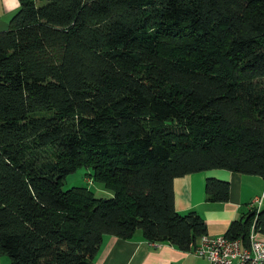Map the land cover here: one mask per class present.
Here are the masks:
<instances>
[{"label": "trees", "instance_id": "obj_1", "mask_svg": "<svg viewBox=\"0 0 264 264\" xmlns=\"http://www.w3.org/2000/svg\"><path fill=\"white\" fill-rule=\"evenodd\" d=\"M0 32V253L96 264L104 235L193 251L207 232L173 180L264 179V0H18ZM92 168L109 197L64 190ZM224 202L229 183L205 182ZM264 206L231 221L246 246ZM175 264V263H173Z\"/></svg>", "mask_w": 264, "mask_h": 264}, {"label": "crops", "instance_id": "obj_2", "mask_svg": "<svg viewBox=\"0 0 264 264\" xmlns=\"http://www.w3.org/2000/svg\"><path fill=\"white\" fill-rule=\"evenodd\" d=\"M18 6V0H0V32L8 28ZM208 177L228 181L227 201H207L205 182ZM173 192L175 210L180 213L189 210L198 212L205 220L208 235L225 234L231 221L254 209L256 197L263 196L264 206V179L261 176L224 169L176 177L173 180ZM257 236L264 240V234L258 232ZM94 260L96 264H211L192 251L180 250L170 243L149 242L140 231L128 239L104 235Z\"/></svg>", "mask_w": 264, "mask_h": 264}, {"label": "built area", "instance_id": "obj_3", "mask_svg": "<svg viewBox=\"0 0 264 264\" xmlns=\"http://www.w3.org/2000/svg\"><path fill=\"white\" fill-rule=\"evenodd\" d=\"M257 211L263 206V196L253 201ZM251 229L245 246L240 240H231L223 235L202 234L193 253L207 259L211 264H264V240ZM242 244V247H241Z\"/></svg>", "mask_w": 264, "mask_h": 264}, {"label": "rangeland", "instance_id": "obj_4", "mask_svg": "<svg viewBox=\"0 0 264 264\" xmlns=\"http://www.w3.org/2000/svg\"><path fill=\"white\" fill-rule=\"evenodd\" d=\"M91 174V167H78L74 172L66 176L62 188L66 190L71 187H88L94 192L96 197H109L111 195L110 192L105 190L100 182L94 181ZM0 264H9V258L6 254L0 253Z\"/></svg>", "mask_w": 264, "mask_h": 264}, {"label": "water", "instance_id": "obj_5", "mask_svg": "<svg viewBox=\"0 0 264 264\" xmlns=\"http://www.w3.org/2000/svg\"><path fill=\"white\" fill-rule=\"evenodd\" d=\"M241 247H242V244H241ZM193 252V251H192Z\"/></svg>", "mask_w": 264, "mask_h": 264}]
</instances>
